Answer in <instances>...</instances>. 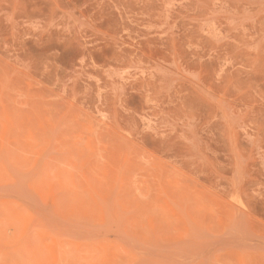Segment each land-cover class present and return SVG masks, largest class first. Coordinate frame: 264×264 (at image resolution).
I'll return each mask as SVG.
<instances>
[{"label": "rangeland", "instance_id": "1", "mask_svg": "<svg viewBox=\"0 0 264 264\" xmlns=\"http://www.w3.org/2000/svg\"><path fill=\"white\" fill-rule=\"evenodd\" d=\"M0 264H264V0H0Z\"/></svg>", "mask_w": 264, "mask_h": 264}]
</instances>
